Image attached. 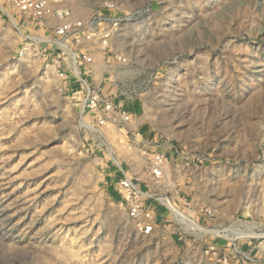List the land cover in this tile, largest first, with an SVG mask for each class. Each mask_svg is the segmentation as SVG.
I'll use <instances>...</instances> for the list:
<instances>
[{
	"label": "rangeland",
	"instance_id": "obj_1",
	"mask_svg": "<svg viewBox=\"0 0 264 264\" xmlns=\"http://www.w3.org/2000/svg\"><path fill=\"white\" fill-rule=\"evenodd\" d=\"M50 6V24H22L0 0V264H264V0ZM60 17L127 18L80 75L125 125L98 127L56 70ZM121 169L153 197L149 234Z\"/></svg>",
	"mask_w": 264,
	"mask_h": 264
},
{
	"label": "built area",
	"instance_id": "obj_2",
	"mask_svg": "<svg viewBox=\"0 0 264 264\" xmlns=\"http://www.w3.org/2000/svg\"><path fill=\"white\" fill-rule=\"evenodd\" d=\"M54 0H5L18 17L22 18V24H34L45 26L50 24L52 15L50 3ZM71 2L72 0H62ZM56 13V12H55ZM66 13L64 12V15ZM57 15H60L57 13ZM127 18L104 19L96 22L93 18H62L56 21V29L52 38V49L57 51L55 57H51L56 70L61 75H73L84 84L83 101L84 111L94 113L95 123L98 127L106 124L125 125L130 120L129 112L116 105L109 97L103 98L81 78L80 75L92 76L94 69V50L99 48L110 49L112 38L118 34L122 25H126ZM116 58L125 62L122 56ZM150 174L155 184H160L163 177V157L156 154L151 159ZM122 176L118 180V191L123 196V201L128 204V216L134 221L135 226L144 234L154 230L153 216L155 206L145 200L153 198L142 192L133 179L121 169Z\"/></svg>",
	"mask_w": 264,
	"mask_h": 264
},
{
	"label": "crops",
	"instance_id": "obj_3",
	"mask_svg": "<svg viewBox=\"0 0 264 264\" xmlns=\"http://www.w3.org/2000/svg\"><path fill=\"white\" fill-rule=\"evenodd\" d=\"M122 106L125 108V105H122ZM125 109L127 110V108H125ZM127 111H128V110H127ZM147 177H148V179H149V181H150V182H149L150 184L154 182V181H153V178H152V176H151V174H148ZM149 183H148V185H150Z\"/></svg>",
	"mask_w": 264,
	"mask_h": 264
},
{
	"label": "bare ground",
	"instance_id": "obj_4",
	"mask_svg": "<svg viewBox=\"0 0 264 264\" xmlns=\"http://www.w3.org/2000/svg\"><path fill=\"white\" fill-rule=\"evenodd\" d=\"M173 211H175V213H177V214H178V212H177L176 210H174V209H173Z\"/></svg>",
	"mask_w": 264,
	"mask_h": 264
}]
</instances>
